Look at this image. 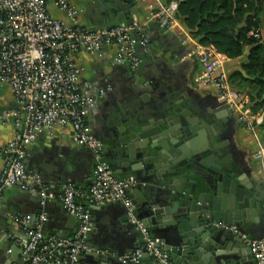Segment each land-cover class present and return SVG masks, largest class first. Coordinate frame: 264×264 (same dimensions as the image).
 Here are the masks:
<instances>
[{
	"label": "crops",
	"instance_id": "crops-1",
	"mask_svg": "<svg viewBox=\"0 0 264 264\" xmlns=\"http://www.w3.org/2000/svg\"><path fill=\"white\" fill-rule=\"evenodd\" d=\"M133 1V4L124 0L76 1L81 25L102 28L135 18L144 25L150 41L147 50L140 52L141 62L136 73L126 63L112 62L113 46L107 47L102 54L81 50L75 55L83 77L90 79L95 88L104 89L103 97L89 109L87 123L90 130L105 143L104 156L115 173L120 177H135L137 183L130 195L149 199L158 205L171 201L172 216L176 210L184 208V197L189 193V187L184 185L179 191L173 190L174 198H169L170 191L159 182L154 172L149 171V166L146 163L140 166V162L132 159L128 149L120 142L131 132V122L146 119L149 115L159 117L164 104H168L172 98H181L199 115L201 124L207 122L214 133L213 143L220 145L228 154L237 176L247 181L254 193L264 197V160L260 156V152L264 151V129L260 126L261 122L255 123L254 113H251L248 116L250 124H247L224 106L214 84L201 85L196 81L201 71L197 56L190 52L188 43L180 40L177 26L165 29L149 16L154 0ZM51 11L60 14L54 6H51ZM176 16L187 29L182 18L177 13ZM243 57L241 55L238 61ZM232 62L233 59L225 58L226 71L238 66L231 65ZM15 106L9 85L0 82V112ZM14 130L11 118L4 121L0 118V173L4 168L1 147L13 136ZM26 162L27 168L38 175L40 182L28 189L11 187L1 193L0 264L6 263V247L15 245L23 248L26 236L16 216L28 217L32 222L43 212L47 217L43 226L45 239L51 236L66 237L78 227V220L67 214L61 205L63 184L72 182L80 190H88L91 185L94 165L92 152L88 147L74 142L69 126L57 128L51 134L40 133L28 146ZM42 187L51 195L44 204H41L40 196ZM84 204L92 222L86 234L87 243L110 252L101 264H118L117 253L142 246L140 232L127 220L122 203ZM136 213L139 214L137 209ZM256 218V222L246 226L248 237L264 236V211ZM152 238L156 243L166 245L160 235ZM16 256L23 259L22 252L18 250ZM63 261V252H56L53 261L43 264H63ZM150 263L151 258L147 256L139 264ZM79 264H94V261L84 253L79 256Z\"/></svg>",
	"mask_w": 264,
	"mask_h": 264
},
{
	"label": "built area",
	"instance_id": "built-area-1",
	"mask_svg": "<svg viewBox=\"0 0 264 264\" xmlns=\"http://www.w3.org/2000/svg\"><path fill=\"white\" fill-rule=\"evenodd\" d=\"M76 1L0 0V82L9 85L16 102L15 107L0 112L2 121L11 118L15 127L13 136L1 147L4 168L0 173V200L5 189H28L40 182L26 162L28 146L40 133L51 134L57 128L69 126L74 142L88 147L94 159L88 190H80L72 182L62 187L61 205L78 220L73 234L45 239V213H39L32 222L28 217H15L26 236L23 264H43L56 252H63L68 264H78L80 254L90 250L86 234L92 222L84 203L115 202L123 204L127 220L140 232L143 241L142 246L119 255V262L139 264L147 254L150 264H174L168 253L156 246L147 225L137 216L128 194L137 183L135 177H120L115 173L104 156L103 141L88 126V111L103 97L104 89L95 88L90 79L83 77L75 59L81 50L102 54L113 46L112 62L126 63L136 73L140 52L149 47V37L144 25L135 18L102 28L83 26L78 21ZM178 3L179 0H154L149 16L165 29L179 28L180 40L189 44L190 52L201 64L196 81L201 85L214 84L224 106L250 124L246 100L238 97L240 93L229 81L224 65L226 55L210 44L199 42L180 24L176 16ZM51 6L60 14H54ZM262 116H257L254 122L260 123ZM260 153L264 160V151ZM40 196L44 204L51 195L42 187ZM224 227L236 230L235 226ZM241 238L249 246L255 263L264 264V236L253 238L243 234Z\"/></svg>",
	"mask_w": 264,
	"mask_h": 264
},
{
	"label": "water",
	"instance_id": "water-1",
	"mask_svg": "<svg viewBox=\"0 0 264 264\" xmlns=\"http://www.w3.org/2000/svg\"><path fill=\"white\" fill-rule=\"evenodd\" d=\"M186 105L181 98H172L163 105L161 116L149 115L131 122V132L120 139L130 157L139 161L140 166L146 163L170 191L169 198H174L173 190L189 187L184 208L176 210L173 216V202L158 205L130 195L133 188L130 189L128 194L139 213L137 216L152 236L164 238L166 245L156 243V246L166 250L174 264H256L241 236H249L246 226L263 213L264 197L254 193L250 184L237 176L228 154L213 143L214 133L207 122L201 124L199 115ZM131 168L134 169L133 164ZM224 226H235L236 230ZM73 233L74 230L69 234ZM86 244L90 250L84 253L91 256L94 264L106 261L109 251L87 241ZM17 250L22 252L15 245L5 248L8 254L5 264H23L16 256ZM131 250L116 254L118 264H122L118 256ZM63 262L68 264L67 258Z\"/></svg>",
	"mask_w": 264,
	"mask_h": 264
},
{
	"label": "trees",
	"instance_id": "trees-1",
	"mask_svg": "<svg viewBox=\"0 0 264 264\" xmlns=\"http://www.w3.org/2000/svg\"><path fill=\"white\" fill-rule=\"evenodd\" d=\"M177 15L199 42L229 59L244 55L228 78L252 112L263 110L264 129V0H179Z\"/></svg>",
	"mask_w": 264,
	"mask_h": 264
},
{
	"label": "rangeland",
	"instance_id": "rangeland-1",
	"mask_svg": "<svg viewBox=\"0 0 264 264\" xmlns=\"http://www.w3.org/2000/svg\"><path fill=\"white\" fill-rule=\"evenodd\" d=\"M239 60V57L238 58H235V59H233V62H232V64L231 65H237L238 64V61ZM235 89V88H234ZM236 90V89H235ZM237 92H239L240 94L238 95V97H240L242 100H246L245 101V106H247V108L249 109V112H248V114H250L251 115V113H254V115H253V119L255 120V118L257 117V116H259V115H263V110H257L256 112H252L251 110H250V108H249V103H248V98H247V96H246V94L243 92V91H238V90H236Z\"/></svg>",
	"mask_w": 264,
	"mask_h": 264
}]
</instances>
